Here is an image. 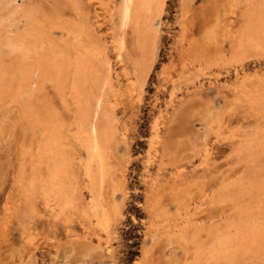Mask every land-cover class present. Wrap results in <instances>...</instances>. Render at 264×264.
Wrapping results in <instances>:
<instances>
[{
    "label": "rangeland",
    "instance_id": "374dc122",
    "mask_svg": "<svg viewBox=\"0 0 264 264\" xmlns=\"http://www.w3.org/2000/svg\"><path fill=\"white\" fill-rule=\"evenodd\" d=\"M235 1L242 11L244 0H193L186 9L181 0H165L154 22L156 58L141 87L128 85L133 78L129 61L111 46L108 9L115 0L83 1L90 5V16L93 5L97 7L96 36L107 47L113 74V90H102L114 137L106 145L109 174L102 177L100 190L105 206L113 211H109L112 229L106 234L92 222L94 217L84 225L76 212L67 209L55 217L58 223L48 231L53 218L44 207L41 186L29 185L36 173L39 179L45 170L36 154L40 129H29L26 121H20L28 102L5 95L0 100V264H139L143 250H150V264H184V242L180 245L176 231L171 234L175 227L170 229L176 218L174 223L192 218L205 228L220 223L229 236L235 234L234 228H226L227 220L237 215L235 203L246 208L256 193L252 185L264 178V149L259 152L264 145V48H244L237 61L209 64H199L192 57L195 51L191 52L229 55L233 33L243 28L239 13L232 17ZM77 2L16 0L15 4L19 9H31V17L43 21L54 15L69 19L68 9ZM1 5L0 14H4L7 10ZM49 31L55 41L62 38L58 25ZM46 87L49 103L66 116L64 104L50 85ZM71 142L67 145L71 156L78 157L79 152L83 158L78 143ZM242 146L246 149L238 150ZM73 163L79 174L78 188L86 200L89 191L82 182L83 166L79 158ZM29 187L32 200L27 198ZM234 194L239 200H233ZM249 209L254 225L261 227L264 207ZM65 217L77 233L75 238L63 231ZM163 221L171 222L170 226L161 225ZM105 243L112 247L111 253L103 250ZM243 251L246 254L226 247L228 256L221 264H264V249Z\"/></svg>",
    "mask_w": 264,
    "mask_h": 264
},
{
    "label": "bare ground",
    "instance_id": "6f19581e",
    "mask_svg": "<svg viewBox=\"0 0 264 264\" xmlns=\"http://www.w3.org/2000/svg\"><path fill=\"white\" fill-rule=\"evenodd\" d=\"M83 1L89 2V0H78L68 9L69 19L61 20L54 15L42 21L31 17V9H19L15 4L16 0H0L1 8L7 10L4 14H0V100L6 95L16 101L19 99L20 102H28L20 121H26L29 129L36 127L40 129L41 142L37 146L36 154L42 159L45 170L44 175L39 179L36 173L29 185L41 186L44 207L53 218L51 221L48 218L50 223L48 231L52 232L53 227L58 223L55 217L59 218V215L64 214L68 209L76 212L84 225L89 224L94 217L92 222L108 234L112 229V217L109 211H113L105 206V198L100 190L102 177L105 179L109 174L105 150L107 143L114 137V127L111 124L112 116L103 104L102 90L105 87L113 90L114 83L106 55L107 47L100 45L96 36L97 7L93 5V15L90 16L88 10L90 5ZM192 1L181 0L182 8L191 6ZM259 1L258 3L257 0H244L242 11L239 3L233 2L232 17L236 18L239 13L243 28L233 33L228 56L217 52L218 56L211 57L201 53L202 50L194 49L191 51H195L192 57L198 60L199 64H209L215 60L237 61L244 53V48H264V0ZM164 3L165 0H115L108 9L109 20L113 27L111 46L116 50L117 55L123 53L129 61L133 76L128 79L130 87L133 85L141 87L145 83L155 61L157 37L154 22L161 14ZM23 20H26L25 24L20 27ZM57 25L61 29L62 38L55 41L49 35V28ZM127 35L130 38H126ZM47 84L64 104V108L68 111L66 116H62L53 104L49 103ZM71 139H74V143H78V149L83 151V158H80L79 152L78 157L71 156L67 147L72 143ZM243 149H246V146L238 150ZM263 149L262 143L259 152L261 153ZM78 158L83 166L82 182L89 191L86 200L78 188L79 174L73 168V160ZM150 185L152 186V182ZM28 189L27 198L32 200L30 197L33 189L32 191L30 187ZM252 189L256 192L250 196L252 202L248 206L246 204V208L240 202L235 203L237 215L227 220L229 226L227 225L226 228L232 227L235 230L232 236L226 233L220 223L210 228L203 227V224H194L192 218L175 224L174 221L177 219L178 222L179 219L176 218L172 223L168 222L172 224L171 226L164 221L161 223L165 226L168 224L170 229L174 226L176 230L173 227L174 231L169 228L167 231H172V236L176 231L175 237L180 238L179 243L184 242L181 248L182 251L185 250L184 264H208L210 260L221 264L227 259L225 250L228 246L235 250L242 249L243 253V250L258 252L259 249H264V224L257 227L251 215H248L251 212L249 208L264 207V178L253 184ZM233 197V200H239L238 196ZM117 212L119 211L115 213ZM156 214L159 215V212L157 211L155 216ZM184 216L188 217L186 214ZM63 221H65L62 223L64 233L74 237L77 233H73L74 227L71 221L68 217ZM85 227L89 235L88 226ZM229 231L231 232L230 229ZM97 240L100 241L99 238ZM111 248L105 243L103 250L111 253ZM147 253L150 254V250H143L139 264H150Z\"/></svg>",
    "mask_w": 264,
    "mask_h": 264
}]
</instances>
